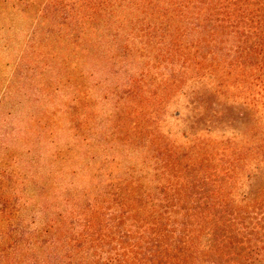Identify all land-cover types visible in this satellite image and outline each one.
<instances>
[{
  "label": "trees",
  "instance_id": "1",
  "mask_svg": "<svg viewBox=\"0 0 264 264\" xmlns=\"http://www.w3.org/2000/svg\"><path fill=\"white\" fill-rule=\"evenodd\" d=\"M65 1L46 0L38 14L91 28L131 17L144 50L156 44L155 62L173 68L161 82L168 98L186 91L203 121L235 132L218 147L181 150L137 126L126 142L147 154L151 176L128 170L69 226L11 231L0 264H264V132L254 114L264 98L241 88L245 78L264 85V0ZM242 177L253 179L244 192Z\"/></svg>",
  "mask_w": 264,
  "mask_h": 264
},
{
  "label": "rangeland",
  "instance_id": "2",
  "mask_svg": "<svg viewBox=\"0 0 264 264\" xmlns=\"http://www.w3.org/2000/svg\"><path fill=\"white\" fill-rule=\"evenodd\" d=\"M44 4L0 0V263L11 231L69 226L128 170L150 177L147 154L126 142L137 126L181 150L218 147L235 132L203 121L186 91L168 98L161 82L173 68L155 62L156 44L144 50L131 17L121 15L126 26L76 27L62 15L40 16ZM229 49L231 59L235 43ZM255 82L245 78L242 91L262 100ZM254 114L264 132V102ZM252 181L242 177L239 191Z\"/></svg>",
  "mask_w": 264,
  "mask_h": 264
}]
</instances>
